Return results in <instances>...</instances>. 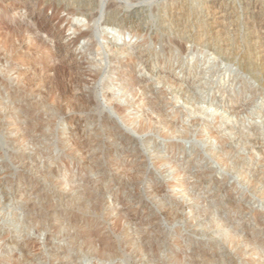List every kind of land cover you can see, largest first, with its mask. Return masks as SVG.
Wrapping results in <instances>:
<instances>
[{
    "label": "rangeland",
    "instance_id": "374dc122",
    "mask_svg": "<svg viewBox=\"0 0 264 264\" xmlns=\"http://www.w3.org/2000/svg\"><path fill=\"white\" fill-rule=\"evenodd\" d=\"M46 1L0 0L4 34L11 31L19 44L22 28L42 22L37 36L50 53L33 57L26 41L17 50L24 60L0 55L9 74V91L0 93L7 100L5 126L0 122V257L17 256L18 264H264V66L251 61L245 26L264 0L225 1L231 37L225 51L191 29L196 16L209 20L208 0H187L190 31L183 41L170 23L175 0H88L86 16L60 11L56 20ZM74 26L91 35L75 40ZM153 104L168 122H160ZM115 105L125 107L122 114ZM148 121L153 127L140 131ZM161 186L166 191H156ZM233 234L236 244L229 242ZM102 240L120 255L96 257ZM140 248L148 253L137 254Z\"/></svg>",
    "mask_w": 264,
    "mask_h": 264
},
{
    "label": "bare ground",
    "instance_id": "6f19581e",
    "mask_svg": "<svg viewBox=\"0 0 264 264\" xmlns=\"http://www.w3.org/2000/svg\"><path fill=\"white\" fill-rule=\"evenodd\" d=\"M50 2H47L46 3V6L47 7H50V8H53V12H54V17H53V19H59V12L60 11H68V13L69 14H67V15H77V14H79V16H80V14H82V15H85L86 16V11L87 10H89L88 8L89 7H87L88 5H90V1H88V0H49ZM170 1V0H169ZM168 1V2H169ZM176 1V0H175ZM175 1H174V3L172 2V4H171V11H172V16H170L171 18H172V22H170V23H173V24H175L176 25V28H175V32H174V28H173V34L174 33H176V35H178L179 36V38L180 37H184L185 36V34L188 32V31H190L189 29H188V31H187V28H188V25H186L185 23V21H187V20H189V19H187V18H189V16H188V8H187V6H186V3L187 2H189V1H187V0H179V3L177 2V3H175ZM225 1H227V0H208V2H210V4H209V6L207 7L208 9H209V17H208V19L209 20H207V21H204V18H203V20H199V15L198 16H196L197 17V19H195L196 20V22H195V25L194 26H191L192 24H189L190 26H191V29H192V27H197L198 28V32H197V34H196V36H197V38L198 39H208L209 41H210V39H211V41L213 40V41H215V46L216 45H220L222 48H220V50L221 49H223V46L225 45V43L224 42H226V43H228L229 41H230V39H231V37L229 38L228 37V35L230 36V34H228V32H227V27H226V22H225V20L227 19V18H229V16H230V13H229V11H230V8H229V5H227V4H225L226 2ZM32 2H33V0H32ZM205 2H206V0H205ZM204 2V3H205ZM264 2V1H263ZM41 3V2H40ZM45 3V2H44ZM8 4V3H7ZM42 4V3H41ZM92 4H93V2H92ZM95 4V3H94ZM113 4V3H112ZM208 4H205V5H208ZM250 4V0L248 1V5ZM257 4H259V6H260V4L262 5L263 3L260 1L259 3H256V4H254V5H257ZM43 5V4H42ZM204 5V4H203ZM247 5V6H248ZM14 6V5H13ZM15 6H18V5H15ZM93 6V5H92ZM168 6V5H167ZM202 6V5H201ZM95 7V6H94ZM93 7V8H94ZM116 7V6H115ZM115 7H112V8H114L115 9ZM192 7V6H191ZM191 7H189V8H191ZM46 8V7H45ZM86 8H87V10H86ZM92 8V7H91ZM200 8V7H199ZM203 8V7H202ZM248 8V7H247ZM256 8V7H255ZM3 9H4V6H0V14H2V12H3ZM109 9H111V8H109ZM114 9H111L112 11H113V14H114V11L116 10H114ZM194 9L196 10L197 8L196 7H194ZM205 9V8H204ZM207 9V10H208ZM5 10V9H4ZM49 10V9H48ZM117 10H118V8H117ZM138 10V9H137ZM189 10H191V9H189ZM199 10H201V8L199 9ZM205 11V12H207L208 13V11ZM256 10V11H255ZM253 9V11H255L253 14H254V16L256 17V19H253V17L251 16V17H249V18H247L248 20H247V25H245V26H248L247 27V30H248V32H246L247 33V37L249 38L248 40H249V42H250V44L249 45H251L252 47H253V49H254V53L253 54H255V56H253V57H255L256 59L254 60V58L251 60V61H253L254 63L255 62H257L258 63V65H262V66H264V18L262 17V15L264 14V4L261 6V7H257V9ZM91 11H92V9H91ZM192 11V10H191ZM198 11V10H197ZM232 11V10H231ZM251 11V10H250ZM252 11V12H253ZM111 12V11H110ZM118 12V11H117ZM143 12V11H142ZM141 12V13H142ZM194 12V11H193ZM204 12V11H203ZM44 13V12H43ZM93 13V12H92ZM96 13V12H95ZM116 13V12H115ZM140 13V12H139ZM141 13H140V15H141ZM189 13H191V12H189ZM195 13H196V11H195ZM206 13V14H207ZM251 13V12H250ZM32 14V13H31ZM41 14V13H40ZM62 14V13H61ZM137 14V13H136ZM148 14V13H147ZM169 14H171V12L169 13ZM197 14V13H196ZM203 14H205V13H203ZM205 14V15H206ZM137 15H139V14H137ZM193 15V14H192ZM191 14H190V18H191V16H192ZM202 15V14H201ZM78 16V15H77ZM91 16V15H90ZM111 16H113V15H111ZM142 16V15H141ZM144 16V15H143ZM146 16V15H145ZM186 16H188L187 18H186ZM202 16H204V15H202ZM247 16H250L249 14L247 15ZM6 17V16H5ZM83 18V17H82ZM110 18V17H109ZM112 18H114V17H112ZM195 18V17H194ZM194 18H192L193 20H194ZM207 18V17H206ZM42 19V18H41ZM46 19V18H45ZM89 19H90V17H89ZM116 19V18H115ZM114 19V20H115ZM127 19H128V16H127ZM130 19H132V18H130ZM129 19V20H130ZM166 19V18H165ZM67 20V19H66ZM69 20V19H68ZM92 20V17H91V19H90V21ZM119 20H121V19H119ZM129 20H127V21H129ZM168 21H171V20H169V19H167ZM192 20V21H193ZM84 21H86V20H84ZM111 21V20H110ZM113 21V20H112ZM116 21V20H115ZM118 21V20H117ZM126 21V22H127ZM167 21V23L166 24H168L169 22ZM89 22V21H88ZM93 22H94V20H93ZM108 23H111V22H109V21H107ZM185 22V23H184ZM190 22V21H189ZM228 22V21H227ZM113 23H114V21H113ZM169 23V24H170ZM44 23H39L38 25H37V28L35 29V30H33V29H30L29 27L28 28H22V30L19 32V33H21L22 34V36L21 35H19L20 36V40H18V42H19V44L21 43H23V42H29L30 43V49L32 50V54L34 55L33 57H35V55H38V54H42V56L43 57H47L50 53H49V50H48V53L49 54H47V53H45V48H47L48 46H47V43L46 42H44V41H42L41 39H39L38 38V36H37V33L39 32V31H44V28H45V26L43 25ZM112 24V23H111ZM118 24V23H117ZM128 24V23H127ZM168 24V25H169ZM187 24H188V22H187ZM234 24V23H233ZM23 25V24H22ZM26 25V24H25ZM116 25V24H115ZM119 25V24H118ZM123 25V24H122ZM228 25H230V22H229V24ZM238 25V24H237ZM5 26V25H4ZM24 26V25H23ZM52 26V25H51ZM50 26V27H51ZM88 27H89V25H87ZM129 26H130V24H129ZM165 26V24H163V26H162V28ZM172 26V25H171ZM21 27V26H20ZM31 27V26H30ZM67 27H69V26H67ZM66 27V28H67ZM75 27V26H74ZM126 27V26H125ZM5 28V27H4ZM8 28V27H7ZM33 28V27H32ZM76 28V27H75ZM129 28V27H128ZM131 28V27H130ZM170 28V27H169ZM169 28H167V29H169ZM245 28V27H244ZM6 29V28H5ZM9 29H10V27H9ZM8 29V30H9ZM19 29H21V28H19ZM49 29V28H48ZM52 29V28H51ZM89 29H91L90 27H89ZM85 30V31H81L79 28H76V29H74L75 30V33L77 34V36H76V39L75 40H77V39H81V38H86V37H88V36H90L91 35V31L90 30ZM196 29V28H195ZM125 30V29H124ZM165 30V29H164ZM171 30V29H170ZM193 30V29H192ZM4 29H2V28H0V39H1V42H0V55H14V56H17V59L18 58H21V59H23V56L25 55L24 53L23 54H21V56H20V54L19 55H17L18 53H17V50H18V47L21 45H19L18 43H16L15 41H17V40H14L15 39V37L14 36H12V35H14L11 31H9V32H11L10 33V35H6V34H8V33H5L4 34ZM14 31V30H13ZM28 32V35L27 36H25V34H24V32ZM18 32V31H17ZM16 32V33H17ZM56 32V31H55ZM14 33H15V31H14ZM15 33V35L17 36V34ZM47 33V32H46ZM74 33V32H73ZM93 33V32H92ZM230 33V32H229ZM49 34H50V36L51 37H54V39H55V37H57L54 33H52L51 31L49 32ZM176 35H175V37H176ZM187 35V34H186ZM10 36H12V37H10ZM9 37V38H8ZM63 37V36H62ZM167 37H169V36H167ZM187 37V36H186ZM185 37V38H186ZM18 38V37H17ZM155 38H157V37H155ZM188 38V37H187ZM192 38H193V36H192ZM171 39H173V38H171ZM178 39V38H177ZM197 39V40H198ZM166 40V39H165ZM180 40H181V38H180ZM185 40V39H184ZM202 40V41H203ZM207 40V41H208ZM247 40V39H246ZM157 41V40H156ZM168 41V40H167ZM181 41H183V38H182V40ZM180 41V42H181ZM187 41V40H186ZM192 41V40H191ZM209 41H208V43H209ZM213 41H212V43H213ZM228 41V42H227ZM155 42V41H154ZM170 42H172L173 43V40H171ZM204 42H206V40L204 41ZM74 43V42H73ZM76 43V42H75ZM165 43H166V41H165ZM164 43V44H165ZM174 43H177V40L176 41H174ZM173 43V44H174ZM216 43H218V44H216ZM230 43V42H229ZM231 43H233V42H231ZM58 44H60V43H58ZM168 44V43H167ZM178 44V43H177ZM202 44V43H201ZM238 44H239V42H238ZM175 45V44H174ZM179 45V44H178ZM180 45H182V44H180ZM211 45V44H210ZM227 45H230V44H226V46ZM73 46V45H72ZM26 47H28V46H26ZM58 47V46H57ZM168 47V46H167ZM170 47V46H169ZM174 47V46H173ZM172 47V48H173ZM218 47V50H219V46H217ZM231 47H232V45H231ZM231 47H227V48H229V49H231ZM233 47H234V45H233ZM250 47V46H249ZM29 48V47H28ZM51 49H52V47H50ZM184 48V47H183ZM226 47H224V49H225ZM236 48V47H235ZM59 49V48H58ZM137 49V48H136ZM165 49H167V51L168 50H172L171 48H165ZM223 49V50H224ZM250 49V48H249ZM140 50V49H139ZM222 50V51H223ZM228 50V49H227ZM232 50V49H231ZM44 51V52H43ZM225 51V50H224ZM223 51V52H224ZM28 52V51H27ZM30 52V51H29ZM131 52V51H130ZM222 52V53H223ZM227 52V51H226ZM128 53V52H127ZM249 53H251V52H249L248 51V54L247 55H249ZM60 54V53H59ZM129 54V53H128ZM133 54V53H132ZM141 54V53H140ZM31 55V54H30ZM58 56V55H57ZM231 56V55H230ZM252 56V55H251ZM32 57V56H31ZM42 57V58H43ZM131 59H132V57L131 56H129ZM246 57V56H245ZM248 57V60L250 61V58L251 57H249V56H247ZM9 58V57H8ZM11 58V57H10ZM13 58V57H12ZM15 58V57H14ZM41 58V57H40ZM48 58V57H47ZM51 58V57H50ZM136 58V57H135ZM20 59V60H21ZM133 59H134V57H133ZM244 59V58H243ZM245 59H247V58H245ZM24 60V59H23ZM32 60V59H31ZM46 59H44V61H45ZM53 60V59H52ZM135 60V59H134ZM258 60V61H257ZM22 61V60H21ZM42 61V60H41ZM130 61H133V60H130ZM244 61V60H243ZM34 62V61H33ZM33 62H31V63H33ZM84 62V61H83ZM82 61H81V63H83ZM86 62V61H85ZM84 62V63H85ZM165 62V61H164ZM245 62V61H244ZM252 62V63H253ZM39 63H41V62H38V64L37 65H39ZM80 63V64H81ZM36 64H34V65H36ZM47 64V63H46ZM88 64V63H87ZM242 64H244V63H242ZM247 64H249V63H246V65ZM2 65V64H1ZM36 65V66H37ZM59 64H57V66H58ZM82 65V64H81ZM122 65V64H121ZM251 65V64H250ZM249 65V66H250ZM39 66H41V65H39ZM56 66V64H55V67H57ZM84 66H85V64H84ZM248 66V67H249ZM255 66V65H254ZM42 67V66H41ZM47 67H49V66H47ZM46 67V68H47ZM54 67V69H56ZM91 67V66H90ZM128 67V66H127ZM256 67V66H255ZM50 68V67H49ZM51 68H53V66L51 67ZM82 68H84L83 66H82ZM120 68V67H119ZM257 68H259V67H257ZM10 69V68H9ZM14 69V68H13ZM18 69V68H17ZM41 69V68H40ZM69 69V68H68ZM85 69V68H84ZM6 70H8L7 68H5L3 65L0 67V72L2 73V77H0V93H5L6 92V90L9 88V80L7 81V75H9L8 73H7V71ZM37 70V69H36ZM51 70V69H50ZM64 70H65V68H64ZM86 70V69H85ZM15 71V70H14ZM88 71V70H87ZM121 71V70H120ZM262 71H264V70H262ZM9 72V71H8ZM20 72V71H19ZM55 72V71H54ZM62 72H63V70H62ZM84 72V71H83ZM15 73V72H14ZM22 73V72H21ZM71 73V72H70ZM86 73V72H85ZM91 73V72H90ZM121 73V77H123L124 76V70H123V72L121 71L120 72ZM264 73V72H263ZM13 74V73H12ZM50 74H52V73H50ZM54 74V73H53ZM14 75V74H13ZM12 75V76H13ZM85 75V74H84ZM93 75V74H92ZM98 75H99V73L98 72H95V75H93V76H95V78L97 77L98 78ZM17 76H19V75H17ZM21 76V75H20ZM53 76V75H52ZM55 76V75H54ZM80 76H82V75H80ZM87 76H88V74H87ZM135 76V75H134ZM25 77V76H24ZM48 77V76H47ZM73 77V76H72ZM100 77V76H99ZM199 77V76H198ZM187 78V77H186ZM16 79H17V77H16ZM23 79V78H22ZM25 79V78H24ZM84 79V78H83ZM90 79V78H89ZM185 79V78H184ZM19 80V79H18ZM80 80H82L81 78H80ZM123 80V79H122ZM27 81H29V80H27ZM92 81V80H91ZM125 81V80H124ZM14 82V81H13ZM82 82V81H81ZM74 83V82H73ZM130 83V82H129ZM175 83V82H174ZM82 84V83H81ZM125 84V83H124ZM128 84V83H127ZM24 85V84H23ZM77 86V85H76ZM82 86V85H81ZM80 86V87H81ZM125 86V85H124ZM127 86V85H126ZM125 86V87H126ZM129 86V85H128ZM133 86V85H132ZM30 87H31V85H30ZM79 87V88H80ZM11 88V87H10ZM21 87H19V89H20ZM23 88V87H22ZM21 88V89H22ZM82 88V87H81ZM12 89V88H11ZM26 90L27 89H29V88H25ZM130 89V88H129ZM17 90H18V88H17ZM134 90V89H133ZM142 90H143V88H142ZM7 91H9V89L7 90ZM14 91H16V89L14 90ZM131 91V90H130ZM136 91V90H135ZM149 91V90H148ZM11 92V91H10ZM18 92V91H17ZM80 92V91H79ZM133 92V91H132ZM137 93V92H136ZM4 95V94H3ZM2 94H1V97H0V122H1V124L3 123V125L2 126H5V121L4 120H6L4 117H3V114L5 113V111H6V104H7V100H6V98L3 96ZM135 95V94H134ZM154 100V99H153ZM157 100V99H156ZM158 101V100H157ZM163 101V100H162ZM111 103V102H110ZM162 103V102H161ZM154 104L156 105V103L154 102ZM154 104L152 105V106H154ZM158 104V103H157ZM9 105V104H8ZM7 105V106H8ZM11 105H12V103H11ZM23 106V105H22ZM21 106V107H22ZM157 106V105H156ZM11 107V106H10ZM24 107V106H23ZM114 108H115V110L116 111H118V112H120V114H122L123 113V111L125 110V107H123V106H121V105H115L114 106ZM155 110L154 111H156L157 112V115H159L160 116V122L161 123H166V122H168L169 120H168V117L167 116H165L163 113H162V111L158 108V107H153ZM153 110V109H152ZM153 114H154V112H153ZM5 115V114H4ZM102 115V114H101ZM154 115H156V114H154ZM39 117V116H38ZM152 117V116H151ZM151 117L150 118H148L149 119V121H150V119H151ZM157 116H155V118H156ZM170 117V116H169ZM21 118H23V117H21ZM26 118V117H25ZM153 118V117H152ZM154 118V119H155ZM40 119V118H39ZM147 119V120H148ZM159 117L157 118V121L159 122ZM156 120V119H155ZM111 121V120H110ZM145 122V124L143 123V124H141L140 126H138L139 127V130L140 131H146V130H150V128H152L153 127V122ZM40 122H42V121H40ZM18 123H20V122H18ZM108 123V122H107ZM170 123V122H169ZM7 124V123H6ZM27 124H29V122L27 123ZM155 125V124H154ZM29 126H32V125H29ZM35 126V124L32 126V127H34ZM169 126V125H168ZM171 126H173V124H171ZM170 126V128H172L173 129V127H175V126H173V127H171ZM156 127V126H155ZM153 128V129H156V128ZM27 128V127H26ZM49 128V127H48ZM176 128V127H175ZM174 128V129H175ZM91 129V128H90ZM171 129V130H172ZM31 130H33V129H31ZM36 130V129H35ZM77 130V129H76ZM170 129H169V132H168V134L170 133V131H171ZM173 131V130H172ZM34 132V131H33ZM78 132V131H77ZM92 132V131H91ZM167 132H164L165 133V135H167L166 133ZM176 132L174 131V134H175ZM171 134V133H170ZM174 134H172V135H174ZM108 135V134H107ZM28 136V135H27ZM119 136V135H118ZM171 136V135H170ZM84 137V136H83ZM87 137V136H86ZM113 137V136H112ZM127 137V136H126ZM172 137H174V136H172ZM89 138V137H88ZM114 138V137H113ZM84 139V138H83ZM117 139V138H116ZM122 139V138H121ZM120 139V140H121ZM131 139L132 138H124L123 139V141H125V143H126V141L127 142H130L131 141ZM136 140V139H135ZM222 140H223V138H222ZM227 140V139H226ZM100 141V140H99ZM221 141V140H220ZM224 141V140H223ZM222 141V142H223ZM119 142V141H118ZM121 142H122V140H121ZM78 143V142H77ZM77 143H76V145H77ZM91 143V142H90ZM124 143V142H123ZM176 143V142H175ZM221 143V142H220ZM89 144V143H88ZM174 144V143H173ZM222 144V143H221ZM66 145V144H65ZM117 145V144H116ZM179 145V144H178ZM67 146V145H66ZM121 146V145H120ZM174 146H177V144L175 145L174 144ZM174 146H173V148H174ZM222 146V145H221ZM52 147V146H51ZM84 147H86V145L84 146ZM84 147L82 148V149H84ZM99 147V146H98ZM68 148V147H67ZM77 150H78V152H79V149L78 148H76ZM224 149H225V146L223 145L222 146V148L220 147V152L221 151H224ZM85 150V149H84ZM132 150V149H131ZM136 150V149H135ZM134 150V151H135ZM76 151V150H75ZM80 151H82L81 150V148H80ZM89 151V150H88ZM134 151H133V153H134ZM85 152V151H84ZM91 152V151H90ZM93 152V151H92ZM132 152V151H131ZM138 152V151H137ZM175 152V151H174ZM47 153V152H46ZM45 153V154H46ZM53 154V153H52ZM84 154H86V153H84ZM84 154H82L83 156H84ZM47 155V154H46ZM76 155V154H75ZM110 155V154H109ZM138 155V154H137ZM223 155V154H222ZM111 156V155H110ZM133 156H135L134 154H133ZM86 157V156H85ZM100 157V156H99ZM179 157V156H178ZM199 157H201V156H199ZM55 158V157H54ZM77 158V157H76ZM175 158H177V157H175ZM188 159H190L189 157H188ZM85 160V159H84ZM185 160V159H184ZM193 160V159H192ZM198 160V159H197ZM51 161V160H50ZM53 161V160H52ZM62 161V160H61ZM119 161V160H118ZM120 162V161H119ZM131 162V161H130ZM201 162V161H200ZM95 163H97V162H95ZM103 163V162H102ZM111 164V163H110ZM134 165V164H133ZM174 165V164H173ZM110 166V165H109ZM137 166V165H136ZM144 166V165H143ZM139 167V166H138ZM171 167H172V165H171ZM89 168H90V166H89ZM173 168H174V166H173ZM175 168H177V165H176V167ZM203 168V167H202ZM134 169V168H133ZM128 170V169H127ZM132 170V169H131ZM141 171V170H140ZM184 171V170H183ZM129 172V171H128ZM208 172V171H207ZM72 173V172H71ZM174 173V172H173ZM179 173V172H178ZM183 173V172H182ZM181 173V174H182ZM203 173V172H202ZM97 174V173H96ZM140 173H138L137 175H139ZM183 174H185V173H183ZM191 174V173H190ZM209 174V173H208ZM189 175V174H188ZM196 175V174H195ZM199 175V174H198ZM202 175V174H201ZM204 175V174H203ZM48 176V175H47ZM140 176H141V174H140ZM139 176V177H140ZM176 176V175H175ZM52 177V176H51ZM180 177V176H179ZM178 177V178H179ZM48 178V177H47ZM122 178V177H121ZM175 178H177V176L175 177ZM188 178H190V177H188ZM192 178V177H191ZM193 178H194V176H193ZM253 178V177H252ZM200 179V178H199ZM181 181V180H180ZM184 181V180H183ZM182 181V182H183ZM179 182V181H178ZM217 182V181H216ZM174 183V182H173ZM172 183V184H173ZM185 183H186V181H185ZM204 183V182H203ZM30 184V183H29ZM176 184H178L177 182H175L173 185H176ZM184 184V183H183ZM188 184V183H187ZM194 184H197V183H194ZM260 184V183H259ZM132 185V184H131ZM189 185V184H188ZM257 185V184H256ZM170 185H168L167 186V188L169 187ZM205 187V186H204ZM215 187V186H214ZM218 187H220V186H218ZM218 187H217V189H218ZM124 188V187H123ZM194 188V187H193ZM126 189V188H125ZM216 189V190H217ZM215 190V189H214ZM156 191H158V192H164V191H166L162 186L161 187H158V189H156ZM158 192H156V193H158ZM211 193H213V192H211ZM216 193V192H215ZM51 197V196H50ZM234 198V197H233ZM171 200H173V199H171ZM241 201V200H240ZM239 201V202H240ZM108 202V201H107ZM169 202H171V201H169ZM172 202H175V200L174 201H172ZM216 202V201H215ZM179 203V202H178ZM217 203H219V202H217ZM109 204H110V202H109ZM176 204H177V202H176ZM175 204V205H176ZM238 204V203H237ZM50 205V204H49ZM240 205V204H239ZM238 205V206H239ZM243 205H245V204H243ZM34 206V205H33ZM53 206V205H52ZM174 206V205H173ZM176 206H178V205H176ZM31 207V206H30ZM172 207V206H171ZM215 207V206H214ZM240 207V206H239ZM58 208V207H57ZM180 208V207H179ZM236 208V207H235ZM240 209H241V207H240ZM239 209V210H240ZM172 210H175V208L173 207L172 208ZM171 210V212H174V211H172ZM208 210V209H207ZM181 211V210H180ZM205 211H206V209H205ZM170 212V213H171ZM211 212V211H210ZM174 213H176V210H175V212ZM207 213V212H206ZM177 214V213H176ZM175 214V215H176ZM179 214V213H178ZM239 214V213H238ZM258 213H256V215H257ZM28 215H29V213H28ZM173 215V214H172ZM29 216H31V215H29ZM37 216V215H36ZM121 216V215H120ZM119 216V217H120ZM174 216V215H173ZM178 216H180V214L178 215ZM253 216H255V215H253ZM259 216H260V214H259ZM170 217V216H169ZM177 217V216H176ZM220 217V216H219ZM38 218V217H37ZM171 218V217H170ZM175 218V217H174ZM180 218H181V216H180ZM223 219V218H222ZM221 219V220H222ZM37 220V219H36ZM29 221V220H28ZM42 221V220H41ZM47 221H49V219L47 220ZM77 221V220H76ZM82 221V220H81ZM32 222V221H31ZM39 222V221H38ZM44 222V221H43ZM30 225V224H29ZM122 225V224H121ZM126 226V225H125ZM119 229V228H118ZM126 229V228H125ZM99 232V231H98ZM235 232V231H234ZM233 232V233H234ZM50 234V233H49ZM56 234V233H55ZM51 235V234H50ZM52 236V235H51ZM238 236H237V234H233L232 235V237H231V239H230V243H235V241L236 240H238V238H237ZM49 238H50V236H49ZM253 239V238H252ZM18 241V240H17ZM12 242V241H11ZM8 243V242H7ZM88 243V242H87ZM236 243H237V241H236ZM235 243V244H236ZM11 243L9 242L8 243V245H10ZM27 244V243H26ZM30 244V243H29ZM34 244V243H33ZM97 244H98V242H97ZM229 245V244H228ZM32 246H34V245H32ZM24 247H26V246H24ZM23 247V248H24ZM34 247H36V245L34 246ZM118 247V246H117ZM115 245H113L112 243H110L109 241H107V240H102L100 243H99V245H96L95 247H94V251H93V253L96 255V257L98 256L99 258H101V259H106V260H114V258H117V256H119L120 255V249H118ZM138 247V246H137ZM136 247V248H137ZM142 247V246H141ZM86 248H88V247H86ZM4 249L6 250L7 249V247L5 246L4 247ZM27 249V248H26ZM29 249V248H28ZM37 249V248H36ZM66 249V248H65ZM146 249V248H145ZM159 249V248H158ZM161 249V248H160ZM159 249V250H160ZM4 250V251H5ZM69 250V249H68ZM140 250H143V251H145L144 249H139L138 251V253H137V251H136V253L137 254H139L140 253ZM24 250H22V252H23ZM31 249H30V252H29V250L27 251V250H25V252L26 253H31ZM150 251V250H149ZM193 251V250H192ZM58 252H60V251H58ZM122 252V251H121ZM145 252H147L148 253V251H147V249H146V251ZM168 252V251H167ZM201 252V251H200ZM8 253V252H7ZM26 253H24L23 252V254L24 255H26ZM160 253V252H159ZM29 254H27L26 255V259L27 258H30L29 257ZM59 254V253H58ZM58 254L56 253V252H52L51 253V255L52 256H54V257H57L58 256ZM141 254V253H140ZM139 254V255H140ZM142 254H143V252H142ZM142 254H141V256H142ZM171 254V253H170ZM169 254V255H170ZM189 254V253H188ZM208 254V253H207ZM50 255V256H51ZM60 255V254H59ZM78 255V254H77ZM160 255H161V253H160ZM152 256V255H151ZM158 256V255H157ZM171 256V255H170ZM184 257H185V254L183 255ZM207 256V255H206ZM214 256V255H213ZM220 256V255H219ZM13 257H15V256H13ZM65 257V256H64ZM67 257V256H66ZM69 257V256H68ZM146 257V256H145ZM155 257V256H154ZM162 258H164L163 256H161ZM189 257V256H188ZM192 257V256H191ZM199 257V256H198ZM16 258H17V256L15 257V260H16ZM151 258V257H150ZM195 258V257H194ZM215 258V257H214ZM56 259V258H55ZM152 259H153V257H152ZM209 259H211L210 257H209ZM14 259H12V257H10V256H3V257H0V264H12L14 261H13ZM159 260H161L160 258H159ZM166 260V259H165ZM214 260H216V259H214ZM31 261V260H30ZM30 261H29V263H30ZM163 262H164V260H162ZM174 261V260H173ZM178 261H179V259H178ZM23 262V261H22ZM35 262V261H34ZM172 262V261H171ZM14 263H17L16 261L14 262ZM13 263V264H14ZM21 263V262H20ZM24 263V262H23ZM162 263V262H161ZM173 263V262H172ZM199 263V262H198ZM210 263H211V261H210ZM18 264V263H17ZM36 264V263H35ZM67 264V263H66ZM166 264V263H165ZM167 264H168V262H167ZM176 264V263H175ZM208 264V263H207Z\"/></svg>",
    "mask_w": 264,
    "mask_h": 264
}]
</instances>
